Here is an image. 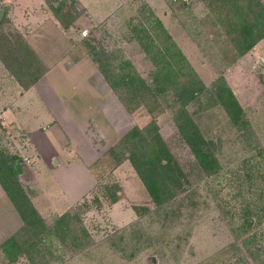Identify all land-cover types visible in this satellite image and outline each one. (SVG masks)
<instances>
[{"label":"rangeland","instance_id":"374dc122","mask_svg":"<svg viewBox=\"0 0 264 264\" xmlns=\"http://www.w3.org/2000/svg\"><path fill=\"white\" fill-rule=\"evenodd\" d=\"M62 3L66 5L59 18L56 12ZM235 3L0 0V14L8 6L0 19L2 69L16 78L18 89L36 82L64 55L72 61L88 58L87 63L65 70L64 79L58 76L57 81L67 92L65 100L76 118L93 110L107 133H115L111 138L100 133L93 138L96 182L68 209L74 214L72 231L64 237L51 231L40 238L24 221L13 234L23 230L19 242L32 236L38 241L37 250L25 248L14 260L3 246L9 237H0V264H264V38L240 54ZM157 18L171 38L156 36ZM143 37L146 41H141ZM85 39L109 50L114 73L140 75L154 90L137 94L134 87L124 84L117 91L90 55ZM146 42L164 48L172 44L186 58L171 56L172 50L166 58L163 52L152 57L145 50ZM221 75L245 109L248 122H236L214 94L213 82ZM194 80H202L207 89L186 108L203 134L217 143L222 168L214 175L200 171L178 126L184 105L176 90ZM94 88L106 95L97 96ZM86 99L92 109L74 104L76 100L85 104ZM153 119L190 179L174 199L160 207L128 158L116 165L128 152L126 133L134 125L144 129ZM28 135L25 128L4 126L0 118V168L5 178L2 158L18 151L11 147L16 140L29 143ZM110 148L114 154H109ZM24 162L34 165L30 156ZM23 174L9 175L8 181L16 187V178L32 201L37 193L30 185L33 175L25 178ZM114 182L120 184L117 201L107 188ZM135 206L149 209L139 212ZM130 209L132 215L122 214ZM58 217L51 213L44 219L53 225ZM24 247L28 246L23 243Z\"/></svg>","mask_w":264,"mask_h":264},{"label":"trees","instance_id":"16d2710c","mask_svg":"<svg viewBox=\"0 0 264 264\" xmlns=\"http://www.w3.org/2000/svg\"><path fill=\"white\" fill-rule=\"evenodd\" d=\"M233 1L237 2L234 7L237 8L235 21L239 25L236 39L240 43V54H243L254 47L260 39L264 38V3L261 0H256V2H254V0ZM73 2H76V0H73ZM65 5V3H62L57 8L56 14L59 18H62L60 11ZM227 15L229 19L232 20V18H230V14ZM156 22L157 27L160 28V30H158L160 34L158 33L156 36L164 34L167 38H171V34L163 25L162 21L157 18ZM143 39L144 37L141 38V41L145 40ZM150 39L154 41L155 37L150 36ZM84 41L88 47L90 55L98 62L106 79L117 91H120L118 88L124 84L129 88L134 87V92L137 94L144 93V90H147L148 92L154 90L151 86H149L146 79L140 75H133L131 73H114L110 62L112 54L109 50H107L104 46H98L95 43H92L88 39H85ZM172 46L173 45L171 44L164 48L157 46V44H154L153 42H146L144 45L145 50L151 54L152 57H155L156 54L160 55L163 52L162 56L166 58L170 54V50H172L171 56L174 55L179 56L180 58H186L183 52L179 48L175 47L176 45L174 46L175 50L171 48ZM155 82H159L158 78ZM138 83H140L139 86ZM205 89H207V86L202 80H194L185 84L183 89H180L179 87L176 90L178 99L184 105L181 109V119L177 120L180 132L192 149L200 171L203 174L206 173L207 175H214L219 173L222 168V163L216 152L217 143L214 139L207 138L203 134L199 124L186 108L188 102L195 99ZM213 92L217 97H219V100L226 107L227 112L236 122L239 120L248 122L245 117V109L240 103L238 97L235 95L231 86L228 85L224 75H221L215 80V82H213ZM120 97L123 98L122 94ZM123 139L125 140V143H129L128 152L125 156H121V158L117 160L116 165L120 164L124 158H128L141 177L154 203H156L158 207L174 199L177 194L184 189L186 183L190 181L189 173L184 170L179 161L172 154V151L163 138L159 130V125L155 119L151 120V122L144 127V129L139 125H134L126 133ZM257 151H261V149H258ZM110 153L114 154V149L109 150V154ZM2 159V162L6 166L8 178H5L6 176L4 177L2 168H0V181L19 210L25 224L35 231L34 234L43 238L49 232L53 231L59 237H64L65 234L71 232V225L74 217L72 211L68 210L60 214L53 225H48L44 217L39 213L35 205L30 200L29 196L19 186L16 178H14L16 181V187L10 185L8 181L10 177L9 175L18 174L16 163L18 161L24 162L23 157L19 154L11 153V155ZM247 176L249 177L250 174ZM107 188L111 195V199L113 201H117L119 198L118 191L120 190V184L114 182ZM135 208L139 212L142 209H149L147 206H135ZM22 232L23 230H18V233L11 235L3 242L5 251L12 254L11 258L14 260L17 258L20 251L26 249L29 250V248L30 250H37V246L39 245L38 241L32 240V236L23 238L21 242H19L20 240L18 239L22 236ZM23 243L24 246L28 247L22 248Z\"/></svg>","mask_w":264,"mask_h":264},{"label":"crops","instance_id":"0c3cea01","mask_svg":"<svg viewBox=\"0 0 264 264\" xmlns=\"http://www.w3.org/2000/svg\"><path fill=\"white\" fill-rule=\"evenodd\" d=\"M70 59L65 55L58 58L36 82L20 89L16 78L11 79L13 75L2 69L0 59V118L4 126L25 128L29 134V143L16 140L11 147L18 151L12 153L23 159L30 156L34 162L30 169L22 161V176L33 175L30 185L35 186L37 193L32 196V201L44 218L51 213L60 215L66 212L93 189L96 182L93 175V158H96L93 138L99 133L103 138H111L115 134L114 130L107 133L109 130L93 117V110L77 118L70 110L64 97L67 92L57 78L64 79L62 74L65 70L87 63L88 58ZM56 68L61 73H53ZM8 77L10 80L1 82ZM94 89L97 96L106 95ZM74 104L83 105L86 110L93 106L87 99L85 104L77 100ZM132 210L122 214L128 217ZM23 223L19 210L0 181V237H10Z\"/></svg>","mask_w":264,"mask_h":264},{"label":"water","instance_id":"95a60500","mask_svg":"<svg viewBox=\"0 0 264 264\" xmlns=\"http://www.w3.org/2000/svg\"><path fill=\"white\" fill-rule=\"evenodd\" d=\"M7 4L4 5L3 10L1 11L0 14V19L3 17V15L5 14V10L7 9ZM16 169L18 171V173H23V165H22V161H18L16 163Z\"/></svg>","mask_w":264,"mask_h":264}]
</instances>
